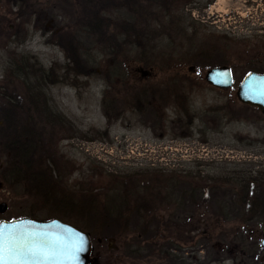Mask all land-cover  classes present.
Masks as SVG:
<instances>
[{
  "label": "rangeland",
  "instance_id": "374dc122",
  "mask_svg": "<svg viewBox=\"0 0 264 264\" xmlns=\"http://www.w3.org/2000/svg\"><path fill=\"white\" fill-rule=\"evenodd\" d=\"M207 2L0 0V109L26 104L28 89H43L51 109L72 124L66 126L73 132L64 133L69 137L49 151L57 162L65 156L75 164L73 171L59 165L52 172L71 186L91 183L106 193L110 174L120 180L152 172L201 186L264 181V115L236 95L244 76L264 72V0L203 6ZM93 10L105 17L98 27L90 23ZM123 22L134 24L140 35L132 46L122 40L134 33L117 34ZM64 32L76 36L89 63L82 75L72 53L58 43ZM210 64L232 68L231 89L205 82ZM151 93L156 100L149 105L168 119L163 126L153 125L151 107L138 104ZM8 157L0 146V174ZM25 200L0 175V204H7L0 221L17 217ZM176 207L171 202L154 208L166 224L154 240L134 233L93 240L84 230L91 236L92 257L98 264H264V225L251 227L242 245L241 223L218 219L209 207L171 221Z\"/></svg>",
  "mask_w": 264,
  "mask_h": 264
},
{
  "label": "trees",
  "instance_id": "16d2710c",
  "mask_svg": "<svg viewBox=\"0 0 264 264\" xmlns=\"http://www.w3.org/2000/svg\"><path fill=\"white\" fill-rule=\"evenodd\" d=\"M23 1L26 3L27 0ZM91 15L90 23L93 26L102 25L105 19L103 14L93 10ZM16 18L22 19V15ZM116 30L117 34L126 36L134 33L133 38L129 36L122 40L125 45L132 46L137 40L136 36H140L130 22L118 24ZM27 35L28 32L23 41ZM73 35L71 32L58 34V43L67 53H72L79 74L85 73L83 69L89 68V63L82 56ZM113 39L120 40L116 37ZM16 67H22V63L17 62ZM209 67L215 65L210 64ZM52 83H57L56 79ZM28 90L30 95L26 104L15 106L8 103L0 109V121L7 124L5 129L0 126V146L10 158L0 175H3V180L15 195L26 199L17 217L9 216L7 220L27 216H58L88 231L93 240L98 237L114 239L130 233L142 239L154 240L160 237L161 226H166L164 220L154 215V208L158 204L163 206L172 202L177 206V213L169 218L171 221L187 217V214L194 216L202 208L209 207L214 217L225 222L241 223L243 227H239L241 231L237 237H241L242 245L251 227L264 225V181L254 178L235 184L216 181L210 186H201V182L194 184L188 178H173L160 172L136 174L120 180L118 176L110 174L109 190L98 193L95 184L90 183L85 187L84 182H80L71 186L68 180L53 176L54 168L59 165L70 171L75 169V164L65 156L57 162L49 152L58 140L69 137L65 134L73 130L66 125L72 124L51 109L48 98L45 94L43 96V89ZM183 112L187 114L189 110L184 108ZM19 117L22 122L17 119ZM15 118L16 124L12 122ZM102 177L104 175L100 174Z\"/></svg>",
  "mask_w": 264,
  "mask_h": 264
},
{
  "label": "water",
  "instance_id": "95a60500",
  "mask_svg": "<svg viewBox=\"0 0 264 264\" xmlns=\"http://www.w3.org/2000/svg\"><path fill=\"white\" fill-rule=\"evenodd\" d=\"M222 73L228 75L222 76ZM205 80L219 90H229L235 83L234 72L228 65L211 68L207 71ZM241 80L236 90L238 100L246 106L258 109L264 115V74L250 72ZM250 87L255 91H251ZM6 205L0 204V213L7 211ZM0 225L9 229L17 227L24 231L42 232L48 239L55 240L56 243L51 248L55 255L49 264H98V258L92 257L93 244L89 233L58 218L42 220L27 216L3 220ZM260 246L264 248V236Z\"/></svg>",
  "mask_w": 264,
  "mask_h": 264
},
{
  "label": "snow or ice",
  "instance_id": "6c2138e0",
  "mask_svg": "<svg viewBox=\"0 0 264 264\" xmlns=\"http://www.w3.org/2000/svg\"><path fill=\"white\" fill-rule=\"evenodd\" d=\"M250 90L255 91L251 87ZM55 243L42 232H29L17 227L9 229L0 225V264H49L55 255L51 251Z\"/></svg>",
  "mask_w": 264,
  "mask_h": 264
},
{
  "label": "flooded vegetation",
  "instance_id": "af4514ba",
  "mask_svg": "<svg viewBox=\"0 0 264 264\" xmlns=\"http://www.w3.org/2000/svg\"><path fill=\"white\" fill-rule=\"evenodd\" d=\"M214 0H208V2L206 3V4H204L203 6H206V7H208V5L209 4H211L212 2H213ZM255 1H257V0H244V2H247V4H252V3H254ZM195 2H197V1H195ZM191 69H196L195 67H192ZM156 94L155 93H151V97H147V98H144V99H141V98H138L137 99V101H138V104L140 105V104H142V105H145V104H147V106H144L142 109H146L147 107H151L150 109H152V111H153V117H154V120H155V123H154V120H153V125L155 126V125H158V126H163L164 124H165V120H166V122L168 121V119H166L165 118V116H163V115H160V113L161 112H159V109L158 108H155V106H153V105H149V104H151V100L152 101H154V100H156ZM143 103H145V104H143ZM110 105V104H109ZM109 105H108V107H109ZM142 105H140V106H142ZM114 106V105H113ZM110 107H111V109H115L116 107L114 106V107H112V105H110ZM136 107V106H135ZM137 107H139V106H137ZM120 111V108H119V110H118V113L119 114H121V112H119ZM264 249V248H263Z\"/></svg>",
  "mask_w": 264,
  "mask_h": 264
},
{
  "label": "bare ground",
  "instance_id": "6f19581e",
  "mask_svg": "<svg viewBox=\"0 0 264 264\" xmlns=\"http://www.w3.org/2000/svg\"><path fill=\"white\" fill-rule=\"evenodd\" d=\"M223 66V65H222ZM219 68V66H217ZM214 68V67H213Z\"/></svg>",
  "mask_w": 264,
  "mask_h": 264
}]
</instances>
